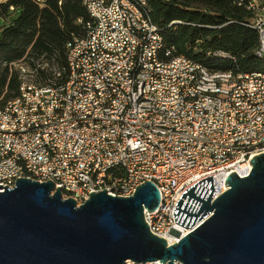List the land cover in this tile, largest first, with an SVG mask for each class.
I'll return each mask as SVG.
<instances>
[{
    "label": "built area",
    "instance_id": "1",
    "mask_svg": "<svg viewBox=\"0 0 264 264\" xmlns=\"http://www.w3.org/2000/svg\"><path fill=\"white\" fill-rule=\"evenodd\" d=\"M80 1L90 20L67 40L63 66L41 77L46 62L12 64L20 82L0 103V184L50 180L78 205L90 191L129 196L150 180L160 200L143 219L175 243L200 222L174 223L181 192L211 175L213 200L230 172L246 176L250 158L264 152V70L211 71L172 56L148 0ZM235 3L250 11L244 24L256 30L254 53L264 60V0Z\"/></svg>",
    "mask_w": 264,
    "mask_h": 264
},
{
    "label": "water",
    "instance_id": "2",
    "mask_svg": "<svg viewBox=\"0 0 264 264\" xmlns=\"http://www.w3.org/2000/svg\"><path fill=\"white\" fill-rule=\"evenodd\" d=\"M249 164L246 176L230 172L213 200L211 175L181 192L174 223L200 222L169 245L143 219L160 200L150 180L129 196L90 191L78 205L50 180L0 184V264H264V152Z\"/></svg>",
    "mask_w": 264,
    "mask_h": 264
},
{
    "label": "trees",
    "instance_id": "3",
    "mask_svg": "<svg viewBox=\"0 0 264 264\" xmlns=\"http://www.w3.org/2000/svg\"><path fill=\"white\" fill-rule=\"evenodd\" d=\"M148 8L172 56H186L211 71L264 70V60L254 53L257 32L244 24L251 13L235 0H148ZM0 20L2 103L18 92L14 62H46L47 67H37V76H50L52 66L65 63L67 40L85 34L90 16L80 0H5Z\"/></svg>",
    "mask_w": 264,
    "mask_h": 264
},
{
    "label": "rangeland",
    "instance_id": "4",
    "mask_svg": "<svg viewBox=\"0 0 264 264\" xmlns=\"http://www.w3.org/2000/svg\"><path fill=\"white\" fill-rule=\"evenodd\" d=\"M18 14V11H16L13 16L17 15ZM2 24V21L0 20V25Z\"/></svg>",
    "mask_w": 264,
    "mask_h": 264
},
{
    "label": "crops",
    "instance_id": "5",
    "mask_svg": "<svg viewBox=\"0 0 264 264\" xmlns=\"http://www.w3.org/2000/svg\"><path fill=\"white\" fill-rule=\"evenodd\" d=\"M5 0H0V2H4Z\"/></svg>",
    "mask_w": 264,
    "mask_h": 264
}]
</instances>
